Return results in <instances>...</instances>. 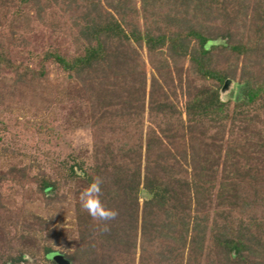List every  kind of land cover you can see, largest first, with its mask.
<instances>
[{"label": "trees", "instance_id": "1", "mask_svg": "<svg viewBox=\"0 0 264 264\" xmlns=\"http://www.w3.org/2000/svg\"><path fill=\"white\" fill-rule=\"evenodd\" d=\"M34 105L46 214L20 221L2 184L25 167L0 168V264H264V0H0V107ZM96 176L108 232L80 209Z\"/></svg>", "mask_w": 264, "mask_h": 264}, {"label": "rangeland", "instance_id": "2", "mask_svg": "<svg viewBox=\"0 0 264 264\" xmlns=\"http://www.w3.org/2000/svg\"><path fill=\"white\" fill-rule=\"evenodd\" d=\"M64 40L65 39L61 37L59 43L60 41L64 42ZM48 42L45 32L42 31V29H36L31 37L30 48L36 53ZM63 42H61V44H63ZM28 56L29 55H27L26 58L30 59ZM233 91L234 83L231 82L228 84V87L222 91L223 98H229ZM38 108V106L34 105L27 110L19 109V111L13 112L8 116H3L4 112H2V108L0 107V118L2 116V118H5L7 121L6 123L4 122L5 124H0V168L8 169L9 165L11 166L16 163L25 167V169L20 171L22 173L20 176H11L12 178L8 180L9 182L3 183L2 189H6V191L9 189V191H11L10 193L14 196V203L18 206V210H14L15 214L18 212L20 213V221H29L30 223L35 222L33 215H40L39 213L45 215V210L47 209L44 207L45 201L41 197V192L38 190L37 185L33 182V177L31 176L40 173L41 170H47L50 161L53 160L47 152V148L48 146L56 145H48L47 140L44 137H41V134H39L36 129L31 130L32 133L29 134V137H21L20 132L22 128L25 127V119L30 121L40 119L45 122L52 121L51 116H49V114L47 115L46 111H38ZM25 115L27 117H25ZM4 126H7V128ZM57 140L58 139L55 141ZM66 140L67 141L63 144L59 145V149L68 150L69 146L71 148L86 147L90 144V133L87 128H79L74 133H71V135L68 134ZM23 174H25L26 177L23 176ZM10 203L12 204V202ZM60 213L66 215L64 224L69 227L68 229L70 230L72 228L71 222L73 221L71 209L69 208L68 211L63 210ZM66 238L67 239H65L61 245L65 246L67 242H69V237ZM54 251L59 252L64 256L59 245H55ZM25 256L29 260V264H36L38 261H42L37 255L32 256L26 253Z\"/></svg>", "mask_w": 264, "mask_h": 264}, {"label": "clouds", "instance_id": "3", "mask_svg": "<svg viewBox=\"0 0 264 264\" xmlns=\"http://www.w3.org/2000/svg\"><path fill=\"white\" fill-rule=\"evenodd\" d=\"M103 181L99 176L93 177L92 181L79 193V203L82 212H86L103 232L110 231L109 223L118 216V211L108 207L103 199Z\"/></svg>", "mask_w": 264, "mask_h": 264}, {"label": "water", "instance_id": "4", "mask_svg": "<svg viewBox=\"0 0 264 264\" xmlns=\"http://www.w3.org/2000/svg\"><path fill=\"white\" fill-rule=\"evenodd\" d=\"M231 82H232V80H230V79L225 80V82L221 88V92L223 90H225L228 87V84ZM47 257L55 260L57 262V264H71L68 259H66L61 253L56 252V251L49 252L47 254Z\"/></svg>", "mask_w": 264, "mask_h": 264}]
</instances>
